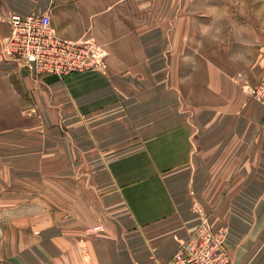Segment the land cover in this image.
<instances>
[{
  "label": "crops",
  "instance_id": "1",
  "mask_svg": "<svg viewBox=\"0 0 264 264\" xmlns=\"http://www.w3.org/2000/svg\"><path fill=\"white\" fill-rule=\"evenodd\" d=\"M143 4L0 0L107 53L105 70L34 75L1 54L0 20V264H164L199 209L234 264H264V0H194L172 28L127 31Z\"/></svg>",
  "mask_w": 264,
  "mask_h": 264
},
{
  "label": "built area",
  "instance_id": "2",
  "mask_svg": "<svg viewBox=\"0 0 264 264\" xmlns=\"http://www.w3.org/2000/svg\"><path fill=\"white\" fill-rule=\"evenodd\" d=\"M1 11V5H0ZM6 21L11 33L2 44L1 54L23 64L34 75L53 74L60 78L74 73L106 69L107 53L93 39L70 40L55 28L49 10L42 13H11ZM264 105V74L250 88ZM200 222L173 257L164 264H234L228 250V229L214 227L210 217L199 209Z\"/></svg>",
  "mask_w": 264,
  "mask_h": 264
},
{
  "label": "rangeland",
  "instance_id": "3",
  "mask_svg": "<svg viewBox=\"0 0 264 264\" xmlns=\"http://www.w3.org/2000/svg\"><path fill=\"white\" fill-rule=\"evenodd\" d=\"M153 0V6H127V31L129 28L145 29L150 25L154 28H170L172 24L176 25L177 20L172 19L178 14H193L194 12V0ZM179 3L180 4L179 6ZM153 14V23L149 21V15ZM168 19H172V22H168ZM177 28V27H174ZM95 41H97L95 39Z\"/></svg>",
  "mask_w": 264,
  "mask_h": 264
}]
</instances>
